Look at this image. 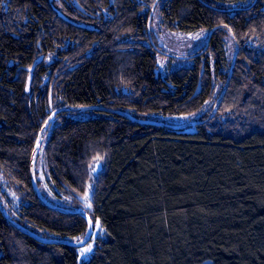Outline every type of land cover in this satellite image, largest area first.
<instances>
[{
    "label": "trees",
    "instance_id": "obj_1",
    "mask_svg": "<svg viewBox=\"0 0 264 264\" xmlns=\"http://www.w3.org/2000/svg\"><path fill=\"white\" fill-rule=\"evenodd\" d=\"M161 3L164 27L210 32L166 76ZM41 131L69 212L35 190ZM79 197L87 259L20 230L84 239ZM0 264H264V0H0Z\"/></svg>",
    "mask_w": 264,
    "mask_h": 264
},
{
    "label": "rangeland",
    "instance_id": "obj_2",
    "mask_svg": "<svg viewBox=\"0 0 264 264\" xmlns=\"http://www.w3.org/2000/svg\"><path fill=\"white\" fill-rule=\"evenodd\" d=\"M161 5L155 7L154 10V22L152 25V34L154 42L160 46V49L164 50L165 54L160 53L158 57V65L156 67V74L159 76H166L170 71L177 70L184 66H191L194 64V58L192 55L199 48L208 44L210 39V32L207 29H202L197 32H183L180 30H171L164 27L161 24L162 13ZM154 119H161L164 122L180 126L188 122H195V116L192 118L188 115H181L177 117L169 116H157ZM50 133L44 132L41 143L36 150L35 162L38 170V178L40 185L38 188L39 194L42 195L43 199L51 206H56L59 199L54 195L53 190L51 189L47 177H48V167L45 160V147L48 141ZM58 207V206H56ZM85 211V210H84ZM103 228L101 223L98 222L96 226V231L94 239L97 236L103 235ZM91 246V250L85 252V249H88ZM94 240L90 241L88 244L81 246L80 255L81 260L87 259L93 249H94Z\"/></svg>",
    "mask_w": 264,
    "mask_h": 264
},
{
    "label": "water",
    "instance_id": "obj_3",
    "mask_svg": "<svg viewBox=\"0 0 264 264\" xmlns=\"http://www.w3.org/2000/svg\"><path fill=\"white\" fill-rule=\"evenodd\" d=\"M236 58H237V53L235 54V59H236ZM40 62H41V59L37 60V61L35 62V64L33 65V67H35V66H36L37 64H39ZM233 65H234V64H233ZM232 72H233V67H232V69H231L230 77H231V75H232ZM229 81H230V80H228V83H229ZM84 109H86V108H84ZM56 113H57V111H54V112L51 114V116L49 117L48 121H47L46 124H45V127H48V126L52 123L53 119H54L55 116H56ZM121 113L124 114V115H128V116H129V114L126 113V112H121ZM129 117H130V116H129ZM177 127H178V126H177ZM42 132H43V131H41L40 134H39V137H38V140H37V143H36V149L39 147V145H40V143H41ZM102 170H103V162H102V161H97L96 164H95V167L93 168V173H94L95 175H99V173H100ZM32 179H33V182H34L35 190L38 191V185H37V180H36V172H35V163H33V165H32ZM40 197H41V196H40ZM42 199H43V198H42ZM79 199H80L83 203L86 202L85 199H83L82 197H79ZM89 205H90V206H89ZM89 205H88L86 208H87V209H92V206H93L92 203H89ZM52 208L58 209V210H60V211H62V212H69L68 209L63 208V207H53V206H52ZM3 212H4L5 217H7V213H6V211L3 210ZM77 214L86 217V219L88 220V224H89V228H88V232H87L88 235H86L85 238L82 239V240H80V241H70V240H58V239L42 238V237L38 236L36 233H34V232H32V231H30V230H28V229H26V228H24V227H22V226H20L19 228H20V230L26 232L27 234L33 236L34 238H36L37 240H39V241H41V242H45V243H62V244H67V245L76 246V247H81V246H84V245H86V244L89 243V240H90V238H91V234H92V232H93L94 226H93V221H92L90 215H89L86 211H81V210H79V211H77Z\"/></svg>",
    "mask_w": 264,
    "mask_h": 264
},
{
    "label": "flooded vegetation",
    "instance_id": "obj_4",
    "mask_svg": "<svg viewBox=\"0 0 264 264\" xmlns=\"http://www.w3.org/2000/svg\"><path fill=\"white\" fill-rule=\"evenodd\" d=\"M154 10H155V8L153 9V11H152V14H154ZM151 17H152V15H151ZM151 17H150V19H149V23H151ZM150 32V34H151V36H152V38H153V34H152V29L149 31ZM153 40H154V38H153ZM210 40V39H209ZM155 43V42H154ZM208 44H209V42H208ZM158 48V50L160 51V52H163L164 54H165V52H164V50H162V49H160V47H157ZM55 111H57V113H56V115L61 111V109H57V110H55ZM56 117V116H55ZM54 120V119H53ZM86 201V200H85ZM89 205V202H85V203H81V206H82V208H83V210H89V209H87L86 207Z\"/></svg>",
    "mask_w": 264,
    "mask_h": 264
},
{
    "label": "snow or ice",
    "instance_id": "obj_5",
    "mask_svg": "<svg viewBox=\"0 0 264 264\" xmlns=\"http://www.w3.org/2000/svg\"><path fill=\"white\" fill-rule=\"evenodd\" d=\"M90 206V205H89ZM86 235H88V234H86ZM91 250V246H89V248L88 249H85V252H88V251H90Z\"/></svg>",
    "mask_w": 264,
    "mask_h": 264
}]
</instances>
